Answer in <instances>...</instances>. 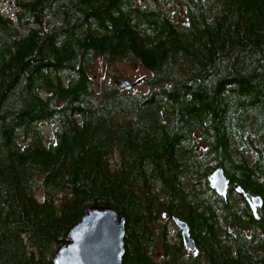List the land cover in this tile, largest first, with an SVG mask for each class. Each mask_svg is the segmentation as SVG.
Listing matches in <instances>:
<instances>
[{
    "label": "trees",
    "instance_id": "obj_1",
    "mask_svg": "<svg viewBox=\"0 0 264 264\" xmlns=\"http://www.w3.org/2000/svg\"><path fill=\"white\" fill-rule=\"evenodd\" d=\"M238 185L264 201V0H0V264H54L89 206L126 218L125 264H264Z\"/></svg>",
    "mask_w": 264,
    "mask_h": 264
},
{
    "label": "water",
    "instance_id": "obj_2",
    "mask_svg": "<svg viewBox=\"0 0 264 264\" xmlns=\"http://www.w3.org/2000/svg\"><path fill=\"white\" fill-rule=\"evenodd\" d=\"M116 85L131 91L136 87L137 81L122 78ZM209 180L220 196H227L230 180L223 168L213 170ZM236 190L246 196L255 217L259 218L263 198L260 195L248 196L239 185ZM163 217H166V213ZM174 221L181 229L185 249L195 252L197 246L188 224L179 217H174ZM125 235L126 218L123 215L109 206H89L81 220L71 228L70 241L58 251L54 264H125Z\"/></svg>",
    "mask_w": 264,
    "mask_h": 264
},
{
    "label": "rangeland",
    "instance_id": "obj_3",
    "mask_svg": "<svg viewBox=\"0 0 264 264\" xmlns=\"http://www.w3.org/2000/svg\"><path fill=\"white\" fill-rule=\"evenodd\" d=\"M3 11L5 13H8L9 15H13V7L10 4H4L1 6ZM165 8V7H164ZM170 11V10H169ZM117 68L118 71L120 72V75L117 77L113 78L115 84H117V81H119L122 78H126L131 81H137L136 87L133 88L131 91H142L145 92L147 91V87L143 83L142 78L150 74L145 68L138 66L134 62H118L117 63ZM94 77L97 80V84L99 86V83H111L112 82V77L108 74V70L105 65H99L96 68V73H94ZM41 131L45 134L47 141L51 140L53 138V133L55 132L56 129H59V126L57 124H45L40 126ZM34 193L40 198L43 199L45 195L38 189L35 188ZM62 194H55L52 196V198L56 201H59V197ZM169 229H170V236L169 240L174 242L175 239L177 240L175 229L173 224L170 222L168 224ZM155 259L159 264H164L163 262L167 260V257L164 256V252L162 249L157 248L155 252Z\"/></svg>",
    "mask_w": 264,
    "mask_h": 264
},
{
    "label": "flooded vegetation",
    "instance_id": "obj_4",
    "mask_svg": "<svg viewBox=\"0 0 264 264\" xmlns=\"http://www.w3.org/2000/svg\"><path fill=\"white\" fill-rule=\"evenodd\" d=\"M244 196H245V195H244ZM245 197H246V196H245ZM174 222H175V221H174ZM177 227H178V226H177ZM179 229H180V228H179ZM180 230H181V229H180ZM177 238H178V237H177ZM176 241H177V242H176ZM178 241H179V240H176V239H175L174 242L178 243ZM196 251H197V250H196ZM196 251H195V252H189V251H187V250L185 249V247H184V253H186V254H189V253H193V254H194V253H196ZM163 263L166 264V261H164Z\"/></svg>",
    "mask_w": 264,
    "mask_h": 264
},
{
    "label": "bare ground",
    "instance_id": "obj_5",
    "mask_svg": "<svg viewBox=\"0 0 264 264\" xmlns=\"http://www.w3.org/2000/svg\"><path fill=\"white\" fill-rule=\"evenodd\" d=\"M85 259V258H84Z\"/></svg>",
    "mask_w": 264,
    "mask_h": 264
}]
</instances>
